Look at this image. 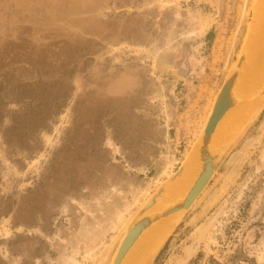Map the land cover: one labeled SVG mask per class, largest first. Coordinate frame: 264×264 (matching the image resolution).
Returning a JSON list of instances; mask_svg holds the SVG:
<instances>
[{
    "label": "rangeland",
    "instance_id": "1",
    "mask_svg": "<svg viewBox=\"0 0 264 264\" xmlns=\"http://www.w3.org/2000/svg\"><path fill=\"white\" fill-rule=\"evenodd\" d=\"M257 2L0 0V210L12 206L0 264H111L135 212L198 140ZM58 88L69 99L40 149L18 135L7 144L11 113ZM251 103L152 264H264V95Z\"/></svg>",
    "mask_w": 264,
    "mask_h": 264
},
{
    "label": "water",
    "instance_id": "2",
    "mask_svg": "<svg viewBox=\"0 0 264 264\" xmlns=\"http://www.w3.org/2000/svg\"><path fill=\"white\" fill-rule=\"evenodd\" d=\"M248 36L249 30L235 65L215 96L198 140L177 169L135 212L128 229L119 242L111 264H124L129 254L136 250L137 242L153 225L178 213L174 216L175 223L172 230L174 229L178 215L188 210L199 197L248 121L258 110L259 107L238 128L229 132L226 137L220 138L218 136L221 120L231 108L244 99H256L264 95V69L258 84L246 85L243 81L246 69L251 62ZM179 185L183 186L182 190L174 192L175 187ZM171 231L139 264H152L154 262ZM106 258L107 255L105 254L100 262L103 263Z\"/></svg>",
    "mask_w": 264,
    "mask_h": 264
},
{
    "label": "bare ground",
    "instance_id": "3",
    "mask_svg": "<svg viewBox=\"0 0 264 264\" xmlns=\"http://www.w3.org/2000/svg\"><path fill=\"white\" fill-rule=\"evenodd\" d=\"M250 21L248 44L251 48V62L248 69H246L243 81L246 85H256L261 79L264 69V0H258L253 7L252 19ZM254 100L253 98L244 99L225 114L218 129V136L220 138L226 137L229 132L238 128L248 119L253 113L252 106L256 105V103H251ZM244 101L250 103L243 104ZM182 188L183 186L179 185L175 187L174 192L182 190ZM177 214L164 218L153 225L137 242L136 250L129 254L124 264H139L142 262L150 251L172 230L174 226L172 219Z\"/></svg>",
    "mask_w": 264,
    "mask_h": 264
},
{
    "label": "trees",
    "instance_id": "4",
    "mask_svg": "<svg viewBox=\"0 0 264 264\" xmlns=\"http://www.w3.org/2000/svg\"><path fill=\"white\" fill-rule=\"evenodd\" d=\"M58 84H61L60 80H58ZM69 91L70 88L61 90L58 88L57 92H53V94L48 97V99L42 100H34L29 99L26 107L23 108L20 111H14L11 113V126L7 127L2 133L5 142L7 144L10 143L11 139L13 137H16L17 135L19 138L24 137V143H26L25 149H30L33 147H37L38 151L40 149L38 142V135L39 133L43 131H47L49 129V126L52 124V122L55 120V118L62 112V110L65 108L66 103L69 99ZM28 92H19L18 97H23L27 95ZM6 116L5 110L0 106V129L2 128L3 120ZM32 118V119H29ZM30 143H32V146H27ZM45 180V176L41 177L40 182H38L34 188V190H28V194H32L34 191L39 190L42 186V182ZM77 190V186H70L69 188H59L58 190H55L52 194V199L55 201L57 200L60 195L67 194V193H73ZM7 201L9 202V197L7 198ZM12 210L11 203L8 204V209L6 210H0V215L3 214V216H7L9 212ZM43 213V212H41ZM44 218V215L42 216ZM41 217V218H42ZM13 241H9V244H12ZM9 253L13 254L11 247H9ZM34 256H37V252L33 253Z\"/></svg>",
    "mask_w": 264,
    "mask_h": 264
}]
</instances>
